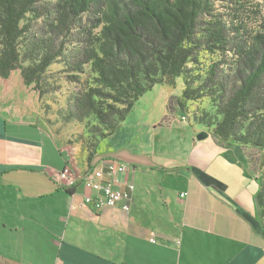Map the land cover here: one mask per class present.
Here are the masks:
<instances>
[{
    "label": "crops",
    "instance_id": "0c3cea01",
    "mask_svg": "<svg viewBox=\"0 0 264 264\" xmlns=\"http://www.w3.org/2000/svg\"><path fill=\"white\" fill-rule=\"evenodd\" d=\"M153 92L146 102L156 112L133 119ZM171 94L166 85L145 92L93 155L125 164L103 179L134 185L128 211L86 205L95 192L83 182L58 188L51 175L71 166L61 146L39 124L0 114V264H264L259 179L210 133L197 140L201 129L177 118L154 126Z\"/></svg>",
    "mask_w": 264,
    "mask_h": 264
},
{
    "label": "trees",
    "instance_id": "16d2710c",
    "mask_svg": "<svg viewBox=\"0 0 264 264\" xmlns=\"http://www.w3.org/2000/svg\"><path fill=\"white\" fill-rule=\"evenodd\" d=\"M261 1L0 0V79L5 84L18 70L23 84L37 88L56 60L73 80L89 65L96 84L74 97L70 117L93 114L106 137L145 92L181 77L184 88L180 97H169L167 110L173 101L207 95L221 114L212 131L217 140L252 145L264 160ZM201 52L218 59L203 78L192 73ZM254 199L264 230L262 178Z\"/></svg>",
    "mask_w": 264,
    "mask_h": 264
},
{
    "label": "rangeland",
    "instance_id": "374dc122",
    "mask_svg": "<svg viewBox=\"0 0 264 264\" xmlns=\"http://www.w3.org/2000/svg\"><path fill=\"white\" fill-rule=\"evenodd\" d=\"M261 2L264 4V0ZM98 31L99 28L95 29L94 33ZM70 49L71 45L65 52ZM215 60H218L216 55L201 52L198 56L199 64L193 68L192 73L203 78L209 64ZM71 75L73 72H68L64 64L56 60L46 68L40 85L35 88L33 85L23 84L18 70L11 71L5 84L0 79V114L39 124L61 146L71 166L78 171L77 167L82 168L85 164L87 166L88 156L95 154L97 146L104 137L100 136L101 127L93 114L80 121L70 117L74 97L84 92L88 86L96 84L94 80L96 74L90 70L89 65H85L83 72L78 73L77 79L73 80ZM197 83L198 81L194 86ZM160 85L168 86L172 91L170 96L174 97H180L184 88L181 77L176 78L173 85L157 84V87ZM152 95L156 98L158 94L150 93L140 103L137 104L138 101L135 103L137 106L133 119L136 115L138 118L144 115L146 119L148 115L156 112L151 110V104L146 102ZM171 107L173 111L167 110L168 115L165 121L160 119L154 126L167 125L169 118H177L187 122L194 131L201 129L210 133L211 138L219 145L237 147L246 162L249 174L258 179L262 178L264 184V160L258 148L242 143L226 145L213 135V127L221 119V114L218 113L217 106L207 95L193 100H182V105L173 101ZM232 150L238 155L234 148Z\"/></svg>",
    "mask_w": 264,
    "mask_h": 264
},
{
    "label": "built area",
    "instance_id": "2783aa9c",
    "mask_svg": "<svg viewBox=\"0 0 264 264\" xmlns=\"http://www.w3.org/2000/svg\"><path fill=\"white\" fill-rule=\"evenodd\" d=\"M125 169V164L117 161L113 156H93L90 168L85 173H79L67 164L61 170L55 171L51 178L58 188H70L79 182H83L95 192L94 194L85 195L83 198L84 203L94 209L98 210L102 207L119 204L123 210L128 211L134 185L129 183L124 189L113 188L110 179H103L104 175L111 178L117 173L124 172ZM179 195L184 197L186 194L181 192ZM150 241H154V238L151 237Z\"/></svg>",
    "mask_w": 264,
    "mask_h": 264
},
{
    "label": "water",
    "instance_id": "95a60500",
    "mask_svg": "<svg viewBox=\"0 0 264 264\" xmlns=\"http://www.w3.org/2000/svg\"><path fill=\"white\" fill-rule=\"evenodd\" d=\"M208 133L206 131H199L197 134H196V139L197 140H202V139H205L207 137Z\"/></svg>",
    "mask_w": 264,
    "mask_h": 264
}]
</instances>
